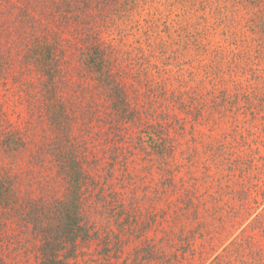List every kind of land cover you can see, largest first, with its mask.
Listing matches in <instances>:
<instances>
[{"label":"trees","instance_id":"1","mask_svg":"<svg viewBox=\"0 0 264 264\" xmlns=\"http://www.w3.org/2000/svg\"><path fill=\"white\" fill-rule=\"evenodd\" d=\"M207 1L163 0L181 13L166 25L165 38L157 34L145 48L124 49L105 35L117 33L121 41L143 6L159 14L162 0H0V82L18 93L27 117L12 122L0 96V264H13L10 250L33 253L34 264H72L79 243L92 237L84 205L100 160L94 142L101 146L103 139L104 146L135 129L136 149L173 156L169 116L160 119L177 103L168 67L176 65L174 54L197 42L186 27ZM227 3L247 14L250 54L216 52L214 76L231 75L221 89L211 85L210 94L222 112L233 105L241 113L245 104L264 118V0H216L213 10L223 20ZM134 82L146 95L132 90ZM192 94L186 111L201 115L204 95Z\"/></svg>","mask_w":264,"mask_h":264},{"label":"rangeland","instance_id":"2","mask_svg":"<svg viewBox=\"0 0 264 264\" xmlns=\"http://www.w3.org/2000/svg\"><path fill=\"white\" fill-rule=\"evenodd\" d=\"M215 1L208 0L205 12L198 11L187 24L186 31L196 34L197 42L184 50L183 37L178 48L184 55L174 54L176 65L168 67L180 95L160 119L164 123L169 116L166 144L173 145V156L162 159L156 151L136 149L135 129L104 146L103 139L101 146L94 142L100 160L91 171L84 205L92 237L79 243L72 264H264L263 112L250 113L245 104L246 111L238 108L241 113L233 105L222 112L210 94L211 85L221 89L231 75L227 71L214 76L216 52L227 57L233 49L250 54L249 23L246 13L235 12L228 3L223 20L213 10ZM157 7L159 14L143 6L141 15L127 23L121 41L117 33L106 34V39L135 49L145 48L156 37L165 38L166 25L176 23L181 13L164 6L163 0ZM203 64L210 66L209 72ZM1 83L4 109L21 125L27 118L25 103ZM133 89L146 95L142 85L134 82ZM194 90L206 101L201 115L186 111ZM166 164L172 170L169 175ZM10 251L13 264L35 262L33 253Z\"/></svg>","mask_w":264,"mask_h":264}]
</instances>
